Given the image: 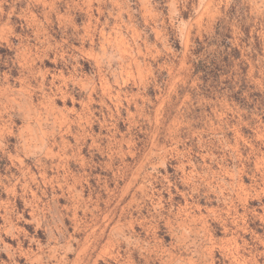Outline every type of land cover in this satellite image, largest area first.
Here are the masks:
<instances>
[{
	"label": "rangeland",
	"instance_id": "rangeland-1",
	"mask_svg": "<svg viewBox=\"0 0 264 264\" xmlns=\"http://www.w3.org/2000/svg\"><path fill=\"white\" fill-rule=\"evenodd\" d=\"M0 264H264V0H0Z\"/></svg>",
	"mask_w": 264,
	"mask_h": 264
},
{
	"label": "trees",
	"instance_id": "trees-1",
	"mask_svg": "<svg viewBox=\"0 0 264 264\" xmlns=\"http://www.w3.org/2000/svg\"><path fill=\"white\" fill-rule=\"evenodd\" d=\"M196 64V63H195ZM200 64V63H199ZM198 63L195 65V69H194V72H196V73H204V76H209V72H208V69L206 70V69H204V67H206V66H203V70H200L201 68L198 66L199 65ZM205 78V77H204Z\"/></svg>",
	"mask_w": 264,
	"mask_h": 264
}]
</instances>
